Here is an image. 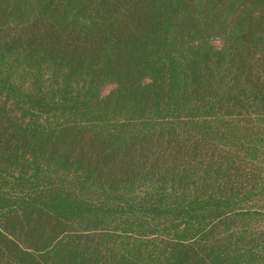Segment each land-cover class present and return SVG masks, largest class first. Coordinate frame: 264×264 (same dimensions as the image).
Instances as JSON below:
<instances>
[{
	"label": "rangeland",
	"instance_id": "374dc122",
	"mask_svg": "<svg viewBox=\"0 0 264 264\" xmlns=\"http://www.w3.org/2000/svg\"><path fill=\"white\" fill-rule=\"evenodd\" d=\"M216 1L69 0L65 17L49 11L61 0H0L4 106L28 105L23 96L35 84L54 105L39 101L42 110L25 118L19 128L31 134L9 133L10 154L0 135V197L9 199L0 211V264H264V0ZM175 40L200 48L208 65L228 48L218 65L245 66L224 76L222 88L215 72L182 85L192 107L216 99L223 109L217 117L186 109L187 120L203 124L195 128L156 120L171 103L172 68L165 75L155 66L154 51ZM237 40H246L243 49ZM44 47L52 52L38 56ZM140 52L154 53L140 62ZM251 76L259 100L249 104L254 94L245 98L239 84ZM59 123L65 137L54 134ZM250 148V156L240 150ZM207 163L218 171L203 172ZM44 179L52 185L43 194ZM184 191L198 201L186 204ZM207 192L222 193L210 212ZM57 196L67 205L52 210L74 215L59 234L48 231L53 214L34 221L28 210ZM200 222L206 228L196 229Z\"/></svg>",
	"mask_w": 264,
	"mask_h": 264
},
{
	"label": "trees",
	"instance_id": "16d2710c",
	"mask_svg": "<svg viewBox=\"0 0 264 264\" xmlns=\"http://www.w3.org/2000/svg\"><path fill=\"white\" fill-rule=\"evenodd\" d=\"M64 1V5H59L58 7H54L53 9H50V12H53V14H56L58 12H60L62 14V16L68 17L67 13L68 12V7H69V0H61ZM115 0H113V2L111 4L108 5V7H112L114 5L117 4V2L114 3ZM213 4L215 7L217 6V1L216 0H212ZM108 3V1L104 4L102 2V5L106 6ZM226 4V2L224 3V5ZM14 3H10V6H14ZM224 5L221 7L223 8ZM148 15V20L149 18H151L149 16V11L147 12ZM47 19V18H45ZM167 22V21H166ZM116 29V27H115ZM121 37H123V35H114L113 40H118V39H122ZM139 44V41H137ZM234 45V47L238 50H241L245 47L246 45V40H237L235 42L232 43ZM177 45V40L172 41L171 43V48L169 47V45H164L162 46V48H157L154 52L160 54V57L157 60H153V63L155 66H157L160 69H163V71L165 72V75L167 74V70L168 67L172 68V72L168 75H166L165 77V87L167 88L166 92L170 95L169 100L171 101V103L169 105H165L163 107H159L158 110L155 112V114L158 115L157 119H160V117L166 119L167 123L169 126H183L184 128L189 129L190 125L192 127H196L197 125L201 126L203 125L202 122L198 123H194L195 120L193 119H189L187 120V114L185 113V110H189V111H193L195 113V115L200 116L202 114H206V115H215L220 116L221 115V108H217V104H216V99L213 101H205L203 104L200 103H196L194 105V107H192L191 105V100H189V98L187 97V94L185 91V87H182V85L185 82H188V80H192L194 82H196L198 80L199 74H206L208 75L209 72H215V73H219L220 78V82H222L223 84H221V88L224 85V79L226 75H230V71H235V72H241L242 74L245 73V66H240L238 68L237 64L233 63L229 64L225 67H222L221 63L220 65H218L219 62H222L223 60H225L226 57H223L227 54H229V50L228 48L225 49H221V50H215V55L217 56V59H214L215 61H217L218 63L215 64L214 63H210L208 65V62H210L211 60L209 58H204L205 52L202 54H199L201 52L200 48L198 47H192L190 49H185L182 48V43H180L178 46ZM52 52L50 50V48H43L42 51L39 52L40 57L45 56L47 53ZM146 53L144 56L141 53V57L140 54H136V57L140 58V62H149L150 61V54L152 56V54L154 53ZM192 52H196L198 54V56L193 57V56H189L190 53ZM21 55V53H17V56ZM182 56L183 58L186 57H191L193 59H189V60H182ZM221 56V57H220ZM231 60H233L232 54H231ZM15 61H12L11 63H14ZM9 63V60L7 61V65ZM157 63H159L160 65H156ZM10 64V63H9ZM244 64V63H243ZM186 65V66H184ZM232 65V67H231ZM9 66V65H8ZM1 68V66H0ZM8 68V67H6ZM257 70H259L257 68ZM255 76H251L248 79V84H244V85H240L239 84V89H240V94L243 95L245 98L249 95L254 94V96L251 99L247 98V101L249 102V104L259 100V96L256 94V88H254V81L251 82V78H253ZM157 82V80H154L153 83ZM160 83V82H159ZM41 87H39V84H35L33 85V87L31 88V91H26V95L23 96V102H26L28 105H26L24 107L23 104H17V108L10 106L5 107V100L1 99L0 97V110H2V112H5L4 114L2 113V115H0V135H1V139H2V151L5 153L10 154L12 147H9L10 145L7 144V137L10 136V134H15L16 136L19 135L20 133H25L26 135L31 134V132L28 129H23L21 130L19 127L21 126H25L26 124V119H28L32 113H34V110H37L36 112H39L40 110H42V105L40 104L39 101H42L44 103H48V105H50V110L54 107L53 104H51V102H49L47 99H45L44 97H42L43 95L41 93L44 94V91ZM149 91H152L151 89ZM171 93V94H170ZM2 92L0 91V96H1ZM182 94V95H181ZM207 94V93H206ZM44 96H46L44 94ZM149 95H147L148 97ZM262 96L264 99V91H262ZM216 98H220L219 95L215 96ZM140 99H144L139 97ZM138 99V102H141V100ZM152 99V98H151ZM154 99V98H153ZM150 102V100H149ZM186 105L188 106V108L186 107ZM253 112L260 114L261 112V108L259 109H252ZM4 116L6 117V119L4 120ZM160 116V117H159ZM26 118V119H25ZM110 119V118H109ZM108 119V120H109ZM101 120L103 122V124H106V121L104 119ZM151 121H154V117L151 119ZM192 121V122H191ZM199 121V120H198ZM97 122H101V121H97ZM191 122V123H188ZM150 126V125H149ZM17 127V128H16ZM54 129H56L55 131V135L56 133H60L61 137H65L63 133V126L59 123V124H55ZM10 133V134H9ZM25 135V136H26ZM225 137L227 138V136L225 135ZM240 150H244L247 152V155L250 156L252 155V153L256 152L254 149L250 148V149H240ZM23 156H27L24 155L23 152H21ZM28 162L29 161H33L34 163H38L39 161L37 160L35 155H28ZM59 157V156H55L52 159ZM237 159V158H236ZM235 159V161H236ZM213 162V161H211ZM49 164H51V161H49ZM38 165V164H37ZM26 169L27 168L26 166ZM37 170H39L40 168H36ZM218 171L215 168V163H207L206 166L204 167L203 172H211L214 173ZM219 174V173H218ZM38 174L34 175L32 178L36 177ZM42 183L41 185V191L42 193H47L48 189L51 187L52 185V180H47L44 179L43 181H40ZM191 189H194L190 184H189ZM208 190V189H207ZM50 194V193H49ZM51 195V194H50ZM206 198H207V207L205 210H207L208 212L212 211L214 207H211V203L212 201H217L218 197H222V193H218L219 196L217 195H213L210 193H205L203 194ZM182 198H184L185 203L186 204H191L194 205L198 200L194 199V198H189L185 191L184 194H182ZM9 199H7L6 197H0V204L1 203H7L6 208H2L0 207V211H2L3 209H8L9 207ZM46 201V204H45ZM62 202V203H60ZM35 204V206H40L37 205L35 202H33ZM54 203V204H53ZM61 205H67V201H65L64 199H58V196L56 197L55 200H52L50 202V199L45 198L44 200H42V205L40 208L38 209H34V208H30L28 210L31 211L30 215L32 214V218H34V221H36L38 218H40L42 215L46 214V213H51L53 214V223L50 222L52 224L51 227L48 228V231H53L54 233L59 234L61 232V229L63 228V221L66 219L65 217H70L74 219V215L70 214L68 212H63V208L60 207V209L55 213L54 209L52 210V207L57 208L56 204ZM59 208V207H58ZM193 210H195V206L191 207ZM37 210L40 211L41 215L36 213ZM73 210L79 214L82 217H85L84 214L82 212L76 211L75 208H73ZM6 212H4L5 215ZM3 215V216H4ZM57 215V216H56ZM32 220V219H31ZM33 222V220H32ZM196 223V221H194ZM206 228V225L203 224L202 222L199 223L198 228L196 229H204ZM41 231H44L43 228H39ZM207 232H200L199 234H197L200 238L204 237L205 234ZM207 235V234H206ZM55 241L54 239V235H50L49 237V245L52 244ZM212 261H214L212 259ZM216 263V262H215ZM214 263V264H215ZM212 264V263H211ZM218 264H221V262H218Z\"/></svg>",
	"mask_w": 264,
	"mask_h": 264
}]
</instances>
